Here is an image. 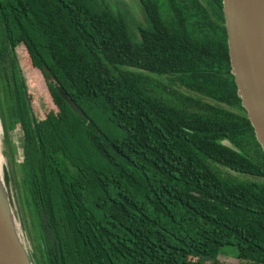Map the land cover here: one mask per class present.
Wrapping results in <instances>:
<instances>
[{
  "label": "trees",
  "instance_id": "1",
  "mask_svg": "<svg viewBox=\"0 0 264 264\" xmlns=\"http://www.w3.org/2000/svg\"><path fill=\"white\" fill-rule=\"evenodd\" d=\"M138 3L132 35L106 0H0V110L23 134L36 262L220 264L231 246L264 264V152L222 0Z\"/></svg>",
  "mask_w": 264,
  "mask_h": 264
},
{
  "label": "water",
  "instance_id": "2",
  "mask_svg": "<svg viewBox=\"0 0 264 264\" xmlns=\"http://www.w3.org/2000/svg\"><path fill=\"white\" fill-rule=\"evenodd\" d=\"M222 6L231 74L264 152V0H222ZM56 89L66 104L82 115L67 94ZM0 120L6 130L1 110ZM0 154L3 159L1 143ZM0 264H37L34 251H27L18 233L3 176L0 178Z\"/></svg>",
  "mask_w": 264,
  "mask_h": 264
},
{
  "label": "rangeland",
  "instance_id": "3",
  "mask_svg": "<svg viewBox=\"0 0 264 264\" xmlns=\"http://www.w3.org/2000/svg\"><path fill=\"white\" fill-rule=\"evenodd\" d=\"M114 11H119L127 22L129 31L132 35H137V26L144 25L145 20L143 17L142 9L138 3V0H106ZM19 51H22L21 49ZM20 65V63H19ZM21 67V66H20ZM31 97L37 94L35 100L39 102L37 104V116H43L46 114L48 108L44 99V93L40 90L28 91ZM1 105V102H0ZM39 108V111H38ZM0 137H1V152L3 153V167L2 176L5 184L8 200L11 206L15 225L18 233L22 239V242L28 252L34 251V246H40L43 240L41 239V230L37 216L29 209L25 207L21 202V199H25L23 187H21L22 173L20 164L23 160L22 147H23V134L19 126L9 130L8 132L2 128L0 120ZM1 155V154H0ZM20 189V193H19ZM25 202V201H24ZM40 248H42L40 246ZM235 249L231 246L222 248L218 261L220 264H238L235 259ZM208 263V262H207Z\"/></svg>",
  "mask_w": 264,
  "mask_h": 264
},
{
  "label": "bare ground",
  "instance_id": "4",
  "mask_svg": "<svg viewBox=\"0 0 264 264\" xmlns=\"http://www.w3.org/2000/svg\"><path fill=\"white\" fill-rule=\"evenodd\" d=\"M0 143H1V137H0ZM2 159H1V155H0V178H2V172H1V169H2Z\"/></svg>",
  "mask_w": 264,
  "mask_h": 264
}]
</instances>
